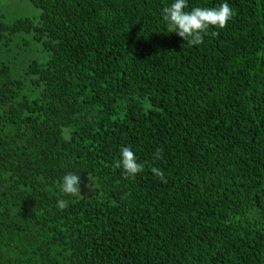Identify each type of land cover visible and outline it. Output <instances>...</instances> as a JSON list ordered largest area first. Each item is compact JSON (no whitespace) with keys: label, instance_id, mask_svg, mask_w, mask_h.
<instances>
[{"label":"trees","instance_id":"trees-1","mask_svg":"<svg viewBox=\"0 0 264 264\" xmlns=\"http://www.w3.org/2000/svg\"><path fill=\"white\" fill-rule=\"evenodd\" d=\"M171 2L0 16V264H264V0H188L235 13L192 47ZM125 146L135 180L112 166Z\"/></svg>","mask_w":264,"mask_h":264},{"label":"clouds","instance_id":"clouds-1","mask_svg":"<svg viewBox=\"0 0 264 264\" xmlns=\"http://www.w3.org/2000/svg\"><path fill=\"white\" fill-rule=\"evenodd\" d=\"M188 7V0H172L169 6L162 9V18L167 23L168 32L178 35L189 47L203 44L204 37L209 33L216 36L218 33L210 30L225 29L235 16L228 3L213 8L193 7L187 10ZM61 138L66 142L70 141L71 130L62 129ZM161 151L157 150L156 158H160ZM112 166L121 169V174L128 180H135L145 170V165L137 161L135 152L128 146L120 149L119 158ZM151 172L161 182L167 183L161 169L152 167ZM58 183L61 195L56 199V207L66 210L70 206L71 198L81 196V177L77 172L70 171L65 173Z\"/></svg>","mask_w":264,"mask_h":264},{"label":"rangeland","instance_id":"rangeland-1","mask_svg":"<svg viewBox=\"0 0 264 264\" xmlns=\"http://www.w3.org/2000/svg\"><path fill=\"white\" fill-rule=\"evenodd\" d=\"M3 15L8 21H13L22 17H39L40 11L31 0H0V16Z\"/></svg>","mask_w":264,"mask_h":264}]
</instances>
